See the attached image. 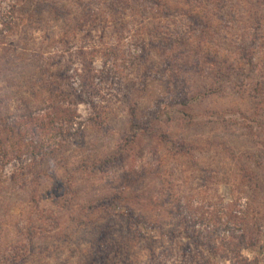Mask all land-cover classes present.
Segmentation results:
<instances>
[{
	"label": "rangeland",
	"instance_id": "obj_1",
	"mask_svg": "<svg viewBox=\"0 0 264 264\" xmlns=\"http://www.w3.org/2000/svg\"><path fill=\"white\" fill-rule=\"evenodd\" d=\"M82 1L86 5L92 4V13L97 11L96 19L91 17L93 22L86 23L82 18L84 7L79 6L77 0H57L71 15L59 18L50 10L44 15V20L49 18L44 24L28 18L23 22L18 20L19 5L29 6L22 0H0L1 25L15 21L13 34L4 31L10 35L7 42L0 35V69L6 67L21 75L18 73L21 64H32L31 60L36 56L41 62L50 64L53 71L55 63H60L58 67L62 72L66 70L69 83L75 84L78 90V97L71 101L80 102L70 107L76 117L75 123L85 125L83 132L63 145L61 152L44 158L32 157L28 148L17 152L9 145L11 152L6 155L7 159L0 161V264H15L22 258H25V264H86L93 248L91 237L96 231H92V227L106 225L112 228L109 243H123L126 247V264H230L221 257L212 256L204 247L197 248L194 240L188 239L192 234L186 230L189 228L185 222L187 218L190 222L196 221L195 230L206 234L214 226L219 227L221 237L228 236V232L221 230L225 227L232 231L246 229L252 235L257 233V226L264 231V28L254 30L255 21L244 13L246 6L241 0H228L221 22L215 16V7L210 4L205 3L202 11L196 9V12L208 15L209 27L203 30L204 25L196 23L200 27L189 34L191 47L188 45V50L194 47L200 59L202 56L199 55L207 51L213 57L227 59L229 66L234 65V68L225 71L230 75L229 80H221L218 68L208 64L198 67L200 77L185 72L190 73L186 74V81H191L193 86L183 92L170 81L171 70L164 75L157 71L163 61L156 50L143 45L151 50L150 56L145 63L135 60L139 55L143 57L144 48L138 49L137 45L147 38L146 34L156 26L167 24L163 16L156 14L145 19L142 14L130 11L124 16L123 36L118 38L115 18L102 15L106 10L93 0ZM165 1L179 12L189 9L183 0ZM232 10L239 13L237 24H230L235 18ZM173 21L170 28L191 24L190 20L177 16ZM102 22H107L105 27ZM61 27L69 31L67 35ZM221 29L222 36L226 35L228 41H219L214 34L215 30L221 35ZM165 31L161 30L164 34ZM27 35L34 37L30 38L34 41H29L30 45L33 43L29 49L36 52H25L27 43L23 37ZM239 36H258L256 50H252L256 66L249 68L240 58L237 49L243 45L238 43ZM189 53L186 52L187 56ZM189 59L191 63L198 58L192 54ZM184 60L180 58L175 65L177 74L183 73ZM203 62L202 58L201 64ZM86 65L93 71L91 75L85 73ZM149 65L151 74L142 81ZM205 67H208L206 71ZM236 67L242 68L244 73ZM30 73L25 66V74ZM11 75L12 72L3 77L11 79ZM87 75L91 81L85 84L83 78ZM28 77L17 80L19 85L32 86L34 81L27 80ZM142 82L144 86L140 85ZM203 87L215 92L193 101L187 108L175 104L197 97ZM6 91V84L0 82V96ZM24 93L11 96V117L0 123L2 138L16 135V140L20 141L23 135L25 145L32 143L35 147L51 145L57 148L59 139L40 129L41 122L25 127L16 118L19 113L16 107L21 105L22 99L29 100L35 111L34 117L42 118L50 111V100L42 102ZM131 108L138 111L143 123L157 114L162 122L153 123V137L142 136L125 152L122 165L129 170L135 165L145 167L147 174L141 177L142 183L138 186H129L124 191L126 186L121 180L118 163L104 167L101 172L96 169L101 160L114 156L123 143L131 129ZM102 110L108 111L103 115L104 123L92 122L94 112L102 113ZM189 113L190 116L185 115ZM5 123L12 128L11 133ZM17 128L18 135L15 133ZM158 132L165 133L172 141L164 142ZM180 142L192 148L189 154L176 152ZM157 159L161 161L160 174L173 186L171 190L156 176ZM125 173H128L127 169ZM62 182L72 184L78 192L72 209L65 208L62 195H59L57 187ZM119 188L128 199L139 194L148 201L145 211L137 210L138 224L132 228L133 222L121 218L119 209L102 208L106 206L101 203L103 199L112 197ZM96 204L101 208L94 211ZM83 205L87 206L86 210ZM66 237L71 240L68 245L60 242ZM185 245L188 252L183 249ZM262 254L264 251L260 246L244 252L250 259L262 258ZM119 259L125 264L123 257Z\"/></svg>",
	"mask_w": 264,
	"mask_h": 264
},
{
	"label": "trees",
	"instance_id": "obj_2",
	"mask_svg": "<svg viewBox=\"0 0 264 264\" xmlns=\"http://www.w3.org/2000/svg\"><path fill=\"white\" fill-rule=\"evenodd\" d=\"M245 4L244 13L249 17L253 18L255 21V31H262L264 28V0H241ZM24 5H29L27 7H21L19 5L18 7V20H27V18L30 20H35V22H38V24H44L46 23L49 18L44 20V15H46L48 12L53 11L57 13V17L60 18V16H69L71 15L69 12V9L67 10L66 7L63 5V7L57 3V0H22ZM80 2L79 6L84 7L82 11V18L85 20V22H89L91 20V17L96 19L95 12L92 13V4L86 5L82 0H77V3ZM94 4L97 6H102L106 12L102 13V15H108L113 16L115 19V22L117 24V37L120 38L122 33H124L125 30V19L124 16L128 12H132L135 14H142L145 19L151 18L152 16H155L156 14L159 16H163V18L166 21L165 26H156L153 28V30L150 31V33H147V38L144 39L140 45H137L138 49L144 48V54L143 57L137 56L135 60H142V62H146L148 57L150 56L151 50H156L160 54V58H162V63L160 66H157V71H160L162 75L166 74L170 70L172 71V77L171 82H174L173 85L176 86V88L180 91H186L191 90L192 86L191 81H186V74H193L194 76L198 75L201 76L200 68L198 67L206 64L210 66H214L218 68V76H220L221 80L224 78L226 80L230 79V75L228 76L225 71L229 69H233L234 65L229 66V62L227 59H219L216 57H213L207 51H204L203 54L199 55L202 56L201 59L198 57V53L194 52L193 48H190L188 50V47H191V44L189 42V34L194 30L196 27H200L201 24L204 25L203 30L209 25V19L207 14H201L200 12H196V9H200L201 11L205 8V3L210 4L212 7H215V16H218L220 22L223 21V17L225 13H222L224 10H227V4L228 0H183V2L186 4V6L189 8L188 10L179 12L177 8L172 7L169 3H167L165 0H93ZM198 4V5H197ZM248 5V8H247ZM231 14L235 15V18L233 21H230V24H237V17L239 15L238 12L231 11ZM175 16L182 17L183 19H187L191 21V24L187 27L184 26H174L170 28V24H172L174 21ZM214 16V13H213ZM79 18V17H78ZM78 18H74L75 20ZM230 18V17H229ZM82 19V20H83ZM245 19H248L245 17ZM20 20V21H21ZM57 20V19H56ZM249 20V19H248ZM80 21V20H78ZM94 20H91L93 22ZM198 21V22H197ZM100 22V21H97ZM172 22V23H171ZM80 23V22H79ZM107 22H102L103 26L105 27ZM169 23V24H168ZM196 23L200 24L197 25ZM67 24V23H66ZM2 26L1 31V37L2 40L7 42L9 39L8 37L10 35H6V32L4 31H10L12 34L15 30V21L9 22L7 24L1 25ZM227 26V25H225ZM237 27V25H235ZM78 25H76L75 28H77ZM103 27V28H104ZM209 27V26H208ZM64 28V29H63ZM225 29V27H223ZM64 35L68 34V30L65 27H61ZM188 29V31H187ZM46 30H49L47 27ZM161 30H167L165 31V34L161 32ZM221 35L217 33V31L214 30V34L216 35L217 39L219 41H228L227 36L223 34L222 36V29L220 30ZM149 34V35H148ZM207 36V34H206ZM229 36V35H228ZM258 36H252L251 38H244V36H239L238 43L242 44L243 47H240V49H237L238 54L240 55V58H242L243 62L251 68L252 66H256L253 59H255L254 56H252V50H256V44L255 41ZM30 38H34L32 36H25L23 37V40L25 43H27L25 46V52H32L35 51L34 49H29L33 46V43L30 45L29 41L33 40ZM34 41V40H33ZM248 41L250 44H248ZM3 42V43H5ZM149 46L151 50H147L144 46ZM250 45V46H249ZM146 49V50H145ZM178 49V50H177ZM177 50V51H175ZM84 51H81L82 55ZM186 52H190L187 56ZM195 56L198 58L197 60H191L189 56ZM87 55V54H86ZM184 58L182 67L185 68L183 73L177 74L176 73V64H178L179 59ZM203 58V63L202 62ZM40 57L36 56L35 59L31 60L32 64H21V67L18 69V73L20 72L21 75H16L14 71H8V69L1 68L0 69V80H6V81H0L6 84V87L8 91L4 93L3 96H0V123H3L5 118H10L9 116L11 106L13 103L12 95L18 96V94H29L33 98L40 100L42 102H46L45 99L50 100L48 102L49 106V112L46 113V116L40 118V117H34V110L31 109V105L29 103L28 99H22L20 102V106L17 105L16 109L18 110V115L16 118L21 120V123L26 126H34L36 122H41L40 129L43 131H47L51 133V136L59 139L57 141V148H53L51 145H45L41 147H35L34 144L25 145L24 144V136L20 137V141L16 140L15 136H8L6 139H3L1 133H0V161L7 159L6 155L9 154L10 149L9 145L13 147L17 152H20L22 149L28 148L30 154L32 157L39 156L41 158H44L46 155H55L58 152H61L62 148L67 144V142H70L73 140V138L77 137V135L81 134L83 130L85 129L84 124H77L75 123L76 117L74 115V112L70 109L71 104H78L80 101H74L71 99L78 97V90L75 88V84L69 83V77L68 73L62 72V68L58 67L60 63H55V70L50 68V64L43 63L40 61ZM39 60V61H38ZM33 61V62H32ZM53 63V62H52ZM201 64V65H200ZM25 66L29 69L31 72L29 74H25ZM155 66V65H154ZM208 69V67H205V71ZM237 71H242L241 73H244V70H239L237 67L235 68ZM189 70V71H188ZM192 70V71H191ZM85 73H88L91 75L93 71L91 72L90 67L86 65ZM151 67L150 65L147 66L146 74L144 76V79L142 81H146L147 77L151 74ZM154 71V70H153ZM204 71V70H203ZM231 71V70H230ZM233 71V70H232ZM12 72L13 75L11 79H7L6 77H3L5 74H8ZM190 72V73H185ZM89 75L86 76V78H83L87 84V81H91ZM232 75V73H231ZM29 76V77H28ZM3 77V78H2ZM23 78H27L29 81H34L32 83V86L27 85H19L18 81ZM85 77V76H84ZM2 78V79H1ZM8 80V81H7ZM12 80V81H9ZM18 80V81H17ZM68 81V82H67ZM229 82V81H226ZM140 85L144 86V82L140 83ZM208 86V85H204ZM147 87V86H146ZM215 92L214 89H205L204 87L199 89L198 93L199 95L197 97H192L191 99H183V101L180 100L179 103L175 102V104H179L182 107L190 106V103H192L195 100L204 99L207 96L213 94ZM186 96V95H185ZM77 100V99H75ZM15 103V102H14ZM65 104H68L66 107ZM102 113L94 112V117L92 118V122L97 121L98 125H102L104 123V114L105 112H108L106 110H102ZM131 129L125 135L123 139V143H121L114 156H110L108 158H105V161L98 163L97 171L101 172L104 170L103 168L111 166L112 164H119L121 172V180L123 179L124 187L123 190L126 191L129 189V186L135 187L138 186L139 183H142L141 177L146 176L147 169L145 167H139V165H135V167L132 170H129L128 168H125L124 165H122V159L125 156V152L128 151L129 147L134 145L139 138L142 136H150L153 137L155 132L153 130V123L157 121L158 123H161L159 121V114L152 117L151 119H147L145 123L140 121L138 111L135 108H131ZM160 113V112H159ZM143 115V114H142ZM187 116H190L191 113L185 114ZM14 118V117H13ZM169 120V119H168ZM167 120V121H168ZM35 121V122H34ZM192 122V121H189ZM6 126V129L8 132L11 133L10 125L4 124ZM15 125L17 123L15 122ZM104 127V126H103ZM11 130V131H10ZM18 128L16 129L15 133H17ZM22 134V132H21ZM38 135V132L35 133V135ZM49 134V133H48ZM159 134V135H158ZM157 135L164 140V142L172 141L163 132H158ZM7 142V143H6ZM184 142V141H183ZM183 142H180L181 144H178L177 147L179 148L178 153L183 154H189L192 150V148L186 147ZM64 145V146H63ZM45 150V151H44ZM28 153V152H27ZM18 156V155H17ZM102 162V163H101ZM157 167L158 174L156 175L157 178L163 182V186L168 188L169 190L172 189L171 182L168 179H165L163 175L160 174V159H157ZM96 166V165H95ZM148 168V167H147ZM127 169L128 175L125 173V170ZM125 173V174H123ZM131 176H130V175ZM12 182H15L12 180ZM58 192L59 195H62V201L65 203L66 209H72V205L74 204L76 198H77V191L72 187V184H65V183H59L58 185ZM136 189V188H135ZM115 194H113L110 198L103 199L102 204H106V206L102 207L104 209L108 208L112 211L113 209L117 208L118 211H120L118 214L121 218H123L126 221L133 222L130 225V228L137 226L135 224H138L137 217H135L137 210H143L145 211L149 205H146V202H148L146 199L142 197V195L137 194L134 199H128L126 195L124 196V192L122 191V188L118 189ZM140 190V189H139ZM138 192V190H135ZM65 194V195H63ZM159 194V193H158ZM64 196V197H63ZM158 195L156 197H153V200L155 201L157 199ZM152 202V201H151ZM99 204V203H98ZM154 204V203H152ZM83 210H86L87 206L83 205ZM94 207H92L93 209ZM99 205L96 204V209H99ZM91 208L88 207L87 210H90ZM125 210V211H123ZM91 211V210H90ZM181 212V211H180ZM91 213V212H90ZM182 213V212H181ZM76 216V215H75ZM133 220V221H132ZM83 221H81L82 224ZM186 227L190 230L192 234L191 236L188 235L189 240H194V245L197 248H206L207 251H209L212 256L215 257H221L230 264H264V255L262 254V258L260 256L255 257L253 259L248 258L244 255V252L253 250L256 246H260V249L264 251V231L261 227L257 226L256 232L253 235L250 234V232L246 229H240L237 228V231H232L231 229H221L225 232H228V236H220L219 233V227L214 226L212 230L208 234L196 231V221L190 222L189 219H186ZM86 224V223H83ZM84 226V225H83ZM85 226H89L86 224ZM184 228V227H183ZM95 231V234L91 237L90 244L92 245V253L89 257H87L88 260H86V264H121L119 258L123 257L125 259V264L127 261L128 254L126 253V247H124L123 243H115V245L110 244L109 242L112 241V237L110 236V233L112 232V228L109 225H106L104 227H92V231ZM203 233V234H202ZM187 235V232H186ZM212 236V237H211ZM121 237L122 240H125ZM209 240V242H207ZM60 241V240H59ZM55 241V242H59ZM64 245H68L71 240H69V237L64 238L60 241ZM183 249H185L187 252L189 251L188 247L185 245L183 246ZM23 251V250H22ZM127 255V256H126ZM19 255H17V258ZM52 260H56V257L51 256ZM15 264H25V258L18 259ZM128 264V263H127ZM129 264H131L129 262Z\"/></svg>",
	"mask_w": 264,
	"mask_h": 264
}]
</instances>
